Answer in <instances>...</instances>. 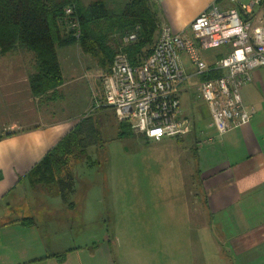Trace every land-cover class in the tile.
Instances as JSON below:
<instances>
[{
    "label": "rangeland",
    "instance_id": "1",
    "mask_svg": "<svg viewBox=\"0 0 264 264\" xmlns=\"http://www.w3.org/2000/svg\"><path fill=\"white\" fill-rule=\"evenodd\" d=\"M83 1L89 4L94 0ZM103 1L112 11L121 12L129 0ZM227 4L237 6L232 2ZM258 10L260 6L256 5L254 11ZM65 32L73 34L74 28L67 25ZM232 47L228 42L203 51L202 56L207 61L215 60ZM19 52L29 70L31 64L35 67V55L18 48L0 55V72L8 74L5 66L11 68L10 63L17 61L15 56ZM57 53L65 85L58 90V96L39 101L40 111L29 122L40 124L50 119L79 121L88 118L87 123L94 128L97 141L88 148L89 157L76 161L73 168L75 191L69 201L83 212L85 221L72 222L71 229L58 221L51 224L47 221L45 229L51 226L48 230L51 239L65 245H81L86 254L96 251L97 255L108 249L115 264H212L214 259L215 264H228L219 259L222 257L217 252L213 256L211 252L216 248L206 246L211 230L205 226L206 202L200 156L205 153L207 143L203 142L200 129L208 128L211 114L206 102L194 96L198 78L185 83L181 93L185 113L195 122L189 134L161 140L147 139L136 132L118 137L120 120L115 111L99 107L103 102L101 75L105 71L78 43L58 47ZM6 81L7 84L16 83L11 78ZM251 84L250 96L264 95V66ZM0 90L3 93L0 96L3 100L0 102L1 134L7 131L4 127L28 121L17 110L20 98L10 95L5 99L9 96L5 92L8 90ZM47 107L50 114L46 113ZM25 187L32 191L27 179L22 183V188ZM37 191L44 192L48 202L61 206L60 196L46 189ZM215 236L219 238L217 230ZM252 259L253 264H264V258Z\"/></svg>",
    "mask_w": 264,
    "mask_h": 264
},
{
    "label": "crops",
    "instance_id": "2",
    "mask_svg": "<svg viewBox=\"0 0 264 264\" xmlns=\"http://www.w3.org/2000/svg\"><path fill=\"white\" fill-rule=\"evenodd\" d=\"M155 2L160 29L167 25L177 32L188 29L193 19L213 2L220 7H230L227 0ZM21 53L16 54L17 61L10 63L11 68L5 66L8 74L0 72V89L8 90L5 92L9 95L5 99L10 95L18 96L20 108L17 110L28 121L4 127L7 131L0 134V264H115L108 249L97 255L96 251L86 254L81 245H65L52 240L48 231L51 226L45 229L47 221L50 224L58 221L71 229L72 222L85 221L83 212L65 201L56 207L57 204L48 202L44 192L37 191L43 189L41 187L31 185L32 191L22 188L27 179L25 174L76 121L29 122L40 111L39 101L58 96L57 92L65 82L63 80L57 87L54 95L49 92L42 98L34 96L29 75L35 67L31 64L29 70ZM261 67L254 71V78L258 77ZM9 78L15 79L16 83L7 84ZM251 85V82L246 83L241 89L244 103L255 107L248 123L221 134L211 118L208 128L200 129L204 139L214 138L206 141L205 153L200 156L203 160L200 176L205 193L204 210H207L205 226L211 230L206 246L216 248L211 252L213 256L217 252L222 257L219 259L228 264L235 260L238 264H253L252 258H258L257 261L264 258V95L250 96ZM0 96H3L2 92ZM46 113L50 114L48 107ZM40 208L42 212H39ZM215 230L219 238L215 236Z\"/></svg>",
    "mask_w": 264,
    "mask_h": 264
},
{
    "label": "built area",
    "instance_id": "3",
    "mask_svg": "<svg viewBox=\"0 0 264 264\" xmlns=\"http://www.w3.org/2000/svg\"><path fill=\"white\" fill-rule=\"evenodd\" d=\"M235 7L213 2L188 29L173 31L162 26L151 53L132 62L124 51L114 57L109 72L101 75L103 102L117 118L128 121L134 132L147 139L182 138L193 131L194 119L183 108L185 83L195 80L194 96L206 102L212 124L219 133L248 123L254 112L242 98V87L264 66V0H227ZM256 5L260 10L254 11ZM73 7L65 9V22L79 35ZM137 31L124 36L127 44ZM231 42V50L207 61L202 52ZM186 57V60L184 59ZM219 74L203 79V75ZM209 136L203 140L212 141Z\"/></svg>",
    "mask_w": 264,
    "mask_h": 264
},
{
    "label": "trees",
    "instance_id": "4",
    "mask_svg": "<svg viewBox=\"0 0 264 264\" xmlns=\"http://www.w3.org/2000/svg\"><path fill=\"white\" fill-rule=\"evenodd\" d=\"M156 5L155 0H129L121 12H114L103 0L89 4L83 0H0V54L18 48L32 52L36 59L35 70L29 75L32 94L39 98L49 92L54 95L63 83L58 47L78 43L105 72L110 71L120 49L136 62L151 53L159 36ZM68 6L73 7V16L78 21V36L65 32ZM134 31H137L136 40L127 44L122 41L126 34ZM218 74H205L202 78ZM87 119L76 121L24 176L32 186L59 195L71 206H74V202L69 201L75 191L74 165L89 157L88 148L97 141ZM128 132L134 133L132 125L120 120L118 137Z\"/></svg>",
    "mask_w": 264,
    "mask_h": 264
}]
</instances>
